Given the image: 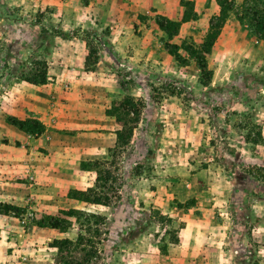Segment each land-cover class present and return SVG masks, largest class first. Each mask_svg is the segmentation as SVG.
I'll return each instance as SVG.
<instances>
[{
	"label": "rangeland",
	"instance_id": "1",
	"mask_svg": "<svg viewBox=\"0 0 264 264\" xmlns=\"http://www.w3.org/2000/svg\"><path fill=\"white\" fill-rule=\"evenodd\" d=\"M190 3L169 36L153 2L132 23L125 0H0V264H54L50 242L87 226L95 264H264V42L216 0ZM118 8L128 27L110 21ZM210 31L204 84L167 45ZM44 69V84L25 80ZM134 105L121 145L117 116ZM31 119L43 132L14 123ZM96 166L108 205L68 200Z\"/></svg>",
	"mask_w": 264,
	"mask_h": 264
},
{
	"label": "trees",
	"instance_id": "2",
	"mask_svg": "<svg viewBox=\"0 0 264 264\" xmlns=\"http://www.w3.org/2000/svg\"><path fill=\"white\" fill-rule=\"evenodd\" d=\"M252 3H248L245 0V5L242 8L241 12L236 8L234 0H216L219 5V8L223 14H227L228 12H232L237 21H239L242 25L246 24L249 28L250 32L257 38L264 39V0H251ZM182 4H191L190 0H181ZM193 3V2H192ZM158 26L165 31L169 36H173L177 34L179 28V22L177 20L170 19L166 16H159L157 18ZM212 24V23H211ZM215 42V36L213 32H208L205 37L201 40L199 46L184 45L178 46L177 44H169L167 45L168 51L171 55L175 57V59L179 62V64H183L185 58L179 53V48H183L189 57L194 59L197 67L200 69L202 74L201 82L206 84L211 82V70L208 68V64L206 61V54H209L211 48ZM86 62H88V56L86 58ZM26 81L33 84H44L47 80L46 70H41L39 73H35L30 77L25 78ZM132 112L134 116L133 120L129 123L126 116ZM123 115H118V121L123 122V127L119 128L115 131L117 134V142L121 145L127 144L131 137L133 130L135 128V124L138 122L137 116L139 113L138 108L134 105L132 111L128 109H123ZM20 128L25 129L27 132H43L44 125L38 120H15L14 122ZM86 169V168H84ZM97 173L96 176V185L94 187H88L86 190H78V189H70L68 191L67 196L70 199H74L77 201H83L92 204H101L108 205L109 198L104 194L103 189L105 186H98V182L102 179V173L98 166L94 168ZM103 188L100 190V188ZM8 204L0 203V213H8L9 211ZM73 213H77L78 215L81 210L72 209L65 211V214L72 216ZM95 218L102 219V216L90 214ZM51 227L59 228L62 227L60 223H50ZM90 227L80 228V232L77 235L75 240L64 237V238H55L50 242V246L57 249L55 262L54 264H95L93 258H97L99 256V251L96 245L95 239L91 235H88ZM96 235H100V229L97 227L94 230ZM80 254V256H77Z\"/></svg>",
	"mask_w": 264,
	"mask_h": 264
},
{
	"label": "crops",
	"instance_id": "3",
	"mask_svg": "<svg viewBox=\"0 0 264 264\" xmlns=\"http://www.w3.org/2000/svg\"><path fill=\"white\" fill-rule=\"evenodd\" d=\"M190 1L194 2L193 3L194 8H195V10H197V7L203 5L206 0H190ZM125 2H126V4L130 3L132 5L137 6L136 9H134L133 12H131V17H129L131 19L132 15H133V20H131L132 23H134V21H136V15H137L136 13L141 12V9L146 8V7H144L145 4H148L150 2H153L154 7H157L155 12H157L161 15H164L170 19H173V20H178L180 18V14H181L180 2H181V0H125ZM175 3H177V5H180L179 9H176V7L174 5ZM111 4H114V3H111ZM172 4L175 8H172ZM136 10H139V11L136 12ZM127 14L130 15L129 10H124V9H120V8H118L116 10L112 9L110 11V14H109L110 18H112L110 21L113 22V24L115 23L114 25L117 28L128 27L129 25L126 24V22H127V16L126 15ZM255 39H256V41H258L257 43H259V44H262L264 42V39H260V38H255ZM262 135H263L262 137H264V134H262ZM97 144L98 145H94L91 148H89V150L92 149V151H89L88 148L80 151L79 157L81 156V159H86L87 155H89V154L94 155V154H96V151H97V153L100 152L99 150H100V147L102 146L101 142L97 143ZM79 150L80 149H78V151ZM65 195H66V193H65ZM68 200L75 201L74 199H69V198H68Z\"/></svg>",
	"mask_w": 264,
	"mask_h": 264
}]
</instances>
